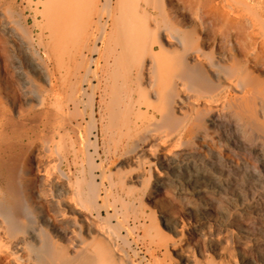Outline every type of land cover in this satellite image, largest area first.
<instances>
[{"label":"rangeland","instance_id":"obj_1","mask_svg":"<svg viewBox=\"0 0 264 264\" xmlns=\"http://www.w3.org/2000/svg\"><path fill=\"white\" fill-rule=\"evenodd\" d=\"M158 1L160 15L148 12L152 11L148 6L146 13L138 12L131 19V24L143 26L145 47L152 45L153 51L146 49L139 61L118 65H126L134 83L138 82L141 101L168 108L150 86L162 51L180 52L163 35V25L176 27L188 37L193 35L200 62L214 65L210 73L217 75L220 85L211 95L223 90L219 104L195 107L188 102L192 93L186 85L170 94L172 118L179 123L184 118L191 121L180 132L160 126L144 106L121 117L131 126L124 124L118 131L108 123L100 92L93 102L89 95L102 83L95 67L106 65L105 57L99 58L107 51L105 44L118 39L123 43L128 36L116 37L108 21L111 14L118 26L125 22V13H130L125 0L110 4L73 0L75 20L69 31L65 21L52 30L56 0H0V143L14 141L12 130L24 132L43 120V109L19 96L25 89L39 93L44 109L53 115L50 140L59 141L71 155L74 141L73 150L79 152L76 164L70 155L68 170L63 169L74 190L73 204L96 224L92 223L97 231L82 234L81 240L100 251L98 264H180L177 253L192 264H264V0ZM207 6L240 21L241 28L227 29ZM235 59L246 67L242 89L232 86V77L222 71ZM36 66L44 70L45 80ZM59 114L69 116L74 133L57 130L54 115ZM211 116L224 126H210ZM7 155L0 150V264L71 261L79 238L56 233L43 193L30 195L32 174L25 161L16 162L14 176L15 187L27 199V210L20 216L8 208L5 176L11 164ZM157 155L169 159L170 172L165 174L154 162ZM191 168L204 175L208 185L202 192L204 199L190 197L177 187ZM157 176L162 177L160 187H156Z\"/></svg>","mask_w":264,"mask_h":264},{"label":"bare ground","instance_id":"obj_2","mask_svg":"<svg viewBox=\"0 0 264 264\" xmlns=\"http://www.w3.org/2000/svg\"><path fill=\"white\" fill-rule=\"evenodd\" d=\"M72 1L73 0H56L57 5L56 10L54 11L55 20L52 23V30L59 29L57 26L59 21H65L67 30H70V24H72V22L75 20ZM125 2L126 8H128L130 11V13L124 12L125 22L118 26L116 20L111 14L108 16V21L110 22V26L114 27V33L116 37H122L125 34L128 36L124 39L123 43L118 39L115 43H110L107 41L105 44L107 51L106 53L101 54L99 58L102 56L105 57L104 64L106 65H101L100 67L96 65L95 67V72H98L102 83L100 84L98 82L89 96H91V100L93 102L95 94L100 92L102 99L105 101L108 123L111 127L117 129L118 131L122 130V126L124 124H126L127 128H129L128 125L131 123V121L128 119H120L121 117L126 116V114L129 112L140 111L142 106H144L145 112H150L153 117H156L160 126L169 128L171 131L178 130L180 132V130L186 127V124H190L191 121L189 122V120L184 118V120L182 119V121L179 123L172 118L170 112L171 105H173L174 102L172 95H170L171 92L175 94L178 91H183L182 88H185L187 85L190 87V92L192 93V95L188 97V102L195 105V107L200 106L202 109H204V106L214 107L215 105L219 104L222 99V95L220 94L223 93V90H221L222 93L219 92V94L211 95V93L214 92L220 85L217 75H215L213 72L210 73V68H213L214 65L211 63L206 65L204 64L205 62H200L198 59L200 49L194 44L195 41L192 40L194 39L193 35L188 37L186 32L181 31L176 27H167L163 25V30L165 31L163 35L167 41V44L179 47L180 52L162 51L161 60L158 65H155V72L151 76L152 81L150 87L157 95L159 100H164L167 102L168 108L163 106L154 107L147 102L141 101L137 90L138 82L134 83L133 79L131 78L130 71L126 69L127 67H125L126 65L118 64L124 61L137 62L140 60V57L144 55L146 49L149 52L153 51L152 45H149L148 48L145 47V37L141 30L143 26L141 25L142 27H139L136 24H131V19L136 16L138 12L146 13L148 6L151 7L150 10H152L148 12H152L158 16L160 15L161 4L158 0H125ZM106 3L110 4L111 0H106ZM206 10L216 21L222 20L227 29L237 31L241 28L240 21H235L228 15L220 13L216 7L207 6ZM126 17L128 18L126 19ZM155 26L157 29H160V22H156ZM203 34V38L206 39V33ZM120 47H122V49H120ZM114 51L117 53H114ZM219 56L223 57L224 55H222L221 52ZM186 59L191 61L193 60V63H186ZM109 62H112V65H108ZM34 69L38 72L40 77L44 79V70L38 66H36ZM245 69L246 67L243 62L235 59L231 65L222 68V71L226 73V75H229V77H232V81L230 83L232 86L235 85L236 87H240L242 89L243 80L245 78ZM18 76L22 77V73H18ZM141 80V77L138 78V81ZM25 84L26 80L23 81V85ZM178 84H180L181 87H177ZM19 96L23 102H35L39 109H43L44 115L43 120H40L38 123L36 122L35 125L30 126V128L26 129L24 132L12 130V139H14V141L4 142L3 144L0 143L1 152L8 153L7 156L11 164L9 168L6 169L5 176V189L7 193L8 208L20 216L23 215L27 210V207L24 204L26 203L27 199L22 193L18 192V189L15 187L18 183L16 177L14 176L16 173V162L18 160L25 161L30 165L32 174L31 188L29 189L30 195H35L38 190L43 193L45 205L56 221V233H58L60 236H66L70 234L73 236V239L79 238L77 244L78 250L74 258L71 261H61L60 264H98L100 259V251L96 247H87L83 240H81L82 234L89 236L92 231L96 230V228L94 229L93 226L95 223L92 222V220L88 221V219L84 218L83 216L85 215L82 214V212L80 214V210L78 211L76 205H74L72 202V193L74 190H71L68 172H65L64 170H68L71 154L59 144V141L52 142L49 137L50 131L48 129V125L49 122H51V117L53 115L48 112V110L44 109V99L39 93H36L33 90L29 91L25 89ZM85 96L86 94L84 92V97ZM88 100L90 99L88 98ZM191 111L193 112V110ZM54 118L56 120L57 130L59 132L63 134L74 133L75 128L69 116L65 114H59V116L54 115ZM5 120L11 122L9 118H5ZM133 125V127H136L134 122ZM194 125L195 123H192V126ZM209 125L215 128L224 126V124L214 116H211ZM174 138L175 137H173V139ZM176 140L174 139V141ZM73 144L74 141L71 145V161L76 164L75 161L78 159L79 152L73 150ZM128 144L129 140H127V145ZM13 152L14 155L12 156ZM153 160L165 174L170 172V162L165 155H157L153 158ZM187 172L188 174L184 180L177 181V187L179 190L187 192L190 197L204 199L202 192L205 191L208 186L204 181V175H200L199 171H196L193 168L189 169ZM157 177L156 187H160L162 177ZM86 217H88V215ZM156 232L159 235V231ZM104 236H106V234H104ZM202 237L206 238L204 235ZM116 253L119 254L118 252ZM198 253H200V251H198ZM176 255L178 256V263L192 264V260H190V258H188L186 255L180 253H177Z\"/></svg>","mask_w":264,"mask_h":264}]
</instances>
